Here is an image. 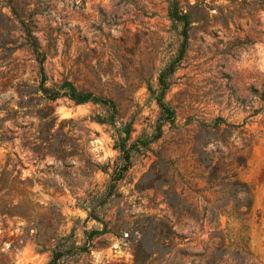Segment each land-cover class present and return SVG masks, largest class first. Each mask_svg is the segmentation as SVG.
Listing matches in <instances>:
<instances>
[{
  "label": "rangeland",
  "instance_id": "rangeland-1",
  "mask_svg": "<svg viewBox=\"0 0 264 264\" xmlns=\"http://www.w3.org/2000/svg\"><path fill=\"white\" fill-rule=\"evenodd\" d=\"M170 1L0 0V264H264V0Z\"/></svg>",
  "mask_w": 264,
  "mask_h": 264
},
{
  "label": "trees",
  "instance_id": "trees-1",
  "mask_svg": "<svg viewBox=\"0 0 264 264\" xmlns=\"http://www.w3.org/2000/svg\"><path fill=\"white\" fill-rule=\"evenodd\" d=\"M168 14L173 20H183L187 22L186 15L183 14L177 7L176 0H171L169 7H168ZM184 37H186V34H183ZM27 42L29 46L31 47L32 51L36 55V61L38 62V71L40 73V83H39V89L42 92L44 98L48 99H56L58 97H66L70 100H72L75 104H81L85 102H93L98 103L104 107H106L109 111H111L109 120L105 118H98V122H105V121H113V115L116 110V105L113 100L104 98L101 96L93 95L90 92H85L78 90L70 81L68 80H62L59 84H52V87L46 86L45 82L47 80L44 71H43V61L45 58V55L43 52L39 50V46L36 42V38L31 32H27ZM160 81H163L162 78H160ZM163 92H160L158 96L156 97L157 104L159 105L161 109V115L162 120L164 121H173V111L168 106L167 103H165L162 100ZM161 124L158 125V128ZM125 133L128 135L129 131L128 129L125 130ZM116 147H118L120 154L122 156L124 155V159H128V150L123 146L122 142H116ZM121 156V155H120ZM118 166H122L124 169L127 167V162H121ZM250 195V194H249ZM61 243L56 242L54 244V247L51 250V259L49 261V264H59V258L62 254H64L65 251H70L72 249H78L79 247H76L74 244L68 246L67 249L61 248Z\"/></svg>",
  "mask_w": 264,
  "mask_h": 264
}]
</instances>
